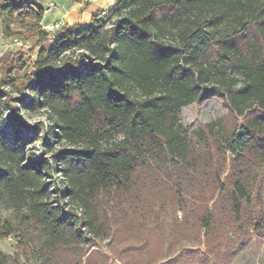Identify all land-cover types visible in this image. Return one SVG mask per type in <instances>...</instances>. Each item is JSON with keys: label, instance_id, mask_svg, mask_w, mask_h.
I'll return each instance as SVG.
<instances>
[{"label": "trees", "instance_id": "16d2710c", "mask_svg": "<svg viewBox=\"0 0 264 264\" xmlns=\"http://www.w3.org/2000/svg\"><path fill=\"white\" fill-rule=\"evenodd\" d=\"M44 13L0 0L4 33L34 40L0 59V241L19 237L0 264H156L202 244L231 262L264 229V0H116L54 31ZM213 97L245 121L201 149L178 115ZM22 105L50 120L49 158L27 157Z\"/></svg>", "mask_w": 264, "mask_h": 264}, {"label": "rangeland", "instance_id": "374dc122", "mask_svg": "<svg viewBox=\"0 0 264 264\" xmlns=\"http://www.w3.org/2000/svg\"><path fill=\"white\" fill-rule=\"evenodd\" d=\"M44 4H47L44 1ZM45 7V6H44ZM47 8H45V13L43 17V25L49 30L54 31L58 27H52L46 25L44 21L45 16L47 15ZM97 13H102L98 11ZM95 13V15L97 14ZM94 17V15H93ZM92 17V19H93ZM3 29V27H2ZM0 59L3 54L9 50H18L23 49L28 51L34 45V40L25 41L18 39L21 43H16L14 37H8L3 30V35L0 38ZM11 46V44H13ZM1 63V61H0ZM5 70L0 65V80L4 77ZM24 71L17 72L16 75H22ZM20 120L25 123L22 126V133H26L28 136L31 135L30 128H36L37 132L35 133V140L28 146L27 157L30 159H35L40 155L50 157L51 154L47 153L45 148L42 146V142L45 141L48 137H53L51 130V122L47 118V115L44 111L35 112L25 106H21V113L19 114ZM179 121L189 129V131H198L197 134H193L195 140L199 143V147L202 149L212 147L215 144L216 139L226 133H231L236 125L242 124L245 121V118L237 117L234 112L226 107L223 103L221 97H213L209 100H206L202 104L193 103L182 108L181 112L178 115ZM11 120L8 115L5 113L0 116V129H3L8 136L12 135V125ZM19 127L20 124H18ZM62 144L55 145V151H60ZM264 175V171H263ZM51 180H61V176L55 174L51 176ZM1 188V187H0ZM13 213V206L8 196L0 192V224H2L7 218H9ZM167 222L170 223V218L167 219ZM18 241L19 237L12 234L4 237L0 241V250L9 255H15L18 251ZM109 242V239H105L103 244ZM176 250L180 253L184 252V256H177L171 262L161 261L156 264H224L225 259H217L212 256H207L205 254V245L202 244L196 253H189L188 250H183L181 247L174 246ZM105 250H109L105 248ZM112 264H124L123 261H120L118 258L113 259ZM227 264H264V229L258 232H253L251 241L244 249L238 252L231 262Z\"/></svg>", "mask_w": 264, "mask_h": 264}, {"label": "crops", "instance_id": "0c3cea01", "mask_svg": "<svg viewBox=\"0 0 264 264\" xmlns=\"http://www.w3.org/2000/svg\"><path fill=\"white\" fill-rule=\"evenodd\" d=\"M44 1L48 3L47 6L44 4ZM85 1L88 2L87 5L80 2H74L73 0H40L45 8L49 10L44 18L46 25L60 27L64 24H90L95 13L98 11L106 13V11L116 2V0ZM2 35L3 29L0 20V38ZM13 45L14 43L11 44V46Z\"/></svg>", "mask_w": 264, "mask_h": 264}, {"label": "built area", "instance_id": "2783aa9c", "mask_svg": "<svg viewBox=\"0 0 264 264\" xmlns=\"http://www.w3.org/2000/svg\"><path fill=\"white\" fill-rule=\"evenodd\" d=\"M15 42H16V43H19V44L21 43L18 39H15Z\"/></svg>", "mask_w": 264, "mask_h": 264}, {"label": "water", "instance_id": "95a60500", "mask_svg": "<svg viewBox=\"0 0 264 264\" xmlns=\"http://www.w3.org/2000/svg\"><path fill=\"white\" fill-rule=\"evenodd\" d=\"M99 18H102V15H99Z\"/></svg>", "mask_w": 264, "mask_h": 264}]
</instances>
